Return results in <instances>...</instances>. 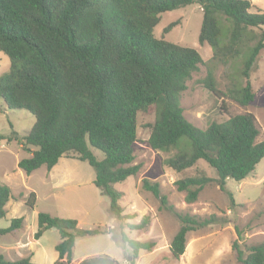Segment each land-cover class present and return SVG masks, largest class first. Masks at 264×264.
<instances>
[{
    "label": "trees",
    "instance_id": "16d2710c",
    "mask_svg": "<svg viewBox=\"0 0 264 264\" xmlns=\"http://www.w3.org/2000/svg\"><path fill=\"white\" fill-rule=\"evenodd\" d=\"M193 3L202 11L198 43L212 48V59L228 61L245 54L240 73L247 78L264 48V10L251 0H0V51L10 59L8 71L0 75V98L8 109H25L35 118L23 137V144L35 149L26 148L30 155L20 159L18 167L26 174L40 166L50 170L60 157L76 153L77 159L92 166L93 183L108 197L113 217L130 219L135 214L123 212L118 203L122 192L113 184L138 171L140 165L131 164L137 113L154 107L147 141L155 150H175L165 164L181 171L204 160L217 175L176 180L186 201H194L212 181L233 201L225 180H242L264 156L256 119L251 112L238 113L205 128L188 121L180 97L203 60L196 48L153 34L160 13ZM249 41L254 43L249 45ZM202 83L219 93L210 71ZM225 95L242 106L254 99L248 81L234 84ZM183 139L187 142L181 147ZM93 149L103 156L99 159ZM141 186L179 222L169 244L173 258L183 254L188 231L218 221L214 214L197 217L176 210L157 182L144 178ZM11 197L9 186L0 184V218ZM35 201V193L29 192L25 204L33 208ZM22 221V217L12 219L0 233L21 227ZM146 223L144 218L127 226L142 228ZM50 228L60 236L53 264H72L76 237L105 234L110 229L106 225L80 228L76 219L38 212L33 237L38 239ZM122 228L120 239L134 258L139 250L154 246L153 241L129 238ZM233 248L240 264H264V241L245 250L234 243ZM0 264H30V257L7 260L0 254ZM77 264L120 263L102 253Z\"/></svg>",
    "mask_w": 264,
    "mask_h": 264
},
{
    "label": "rangeland",
    "instance_id": "374dc122",
    "mask_svg": "<svg viewBox=\"0 0 264 264\" xmlns=\"http://www.w3.org/2000/svg\"><path fill=\"white\" fill-rule=\"evenodd\" d=\"M252 3L264 10V0H252ZM201 20V7L193 3L160 13L159 22L153 29L157 38L196 48L203 60L181 94L184 116L194 125L205 128L212 121L221 122L232 115L251 112L260 130L258 140L264 139V48L245 78L240 73L245 54L228 61L212 59V48L198 43ZM170 23L174 25L165 31ZM262 29L264 34V25ZM253 43L248 42L249 45ZM9 66L10 59L0 51V75L8 71ZM208 71L219 93L212 92L202 83ZM246 81L251 84L254 99L242 106L225 94L234 84L244 85ZM154 116V107L137 113V139L133 144L134 159L131 164H139L140 167L134 175L113 184L115 189L122 192L118 203L123 212L135 214L130 219L119 221L110 212L108 197L93 183L92 166L77 159L76 153L60 157L50 170L40 166L26 174L18 167V161L30 155L26 148L35 149L34 146L23 144V137L35 118L25 109H8L0 98V184L9 186L12 195L6 203L4 217L0 218V229L7 228L12 219L22 217L24 229L17 231V235L24 242L33 240L26 234L31 228L36 230L38 212L76 219L80 228L108 226L110 235L76 237L72 264L102 253L116 258L120 264H240L233 248L234 243L245 250L248 245L264 241V156L242 180H225L224 187L231 193L233 201L226 191L212 181L201 189L194 201L188 202L185 191L177 189L176 180L200 174L211 178L217 175L204 160H198L181 171L167 166L164 161L175 150H155L147 141L150 132L147 124L153 122ZM186 142L183 139L180 146L184 147ZM92 151L99 159L103 156L96 149ZM144 178L157 182L160 192L176 210L197 217L214 214L218 218L216 223L186 233L184 252L179 258H173L169 251L179 222L172 213L160 209L158 200L142 188L141 180ZM31 191L36 195L33 208L25 204ZM144 218H147V223L142 228L131 229L127 226L138 224ZM121 225L129 238L153 241L155 244L152 249L139 250L134 258L131 248L120 239ZM59 239L57 229H48L39 240L46 250V258H37L32 264H53L57 258L54 246ZM15 243L11 232L0 233V254L8 257V260L21 259L25 249H9Z\"/></svg>",
    "mask_w": 264,
    "mask_h": 264
},
{
    "label": "crops",
    "instance_id": "0c3cea01",
    "mask_svg": "<svg viewBox=\"0 0 264 264\" xmlns=\"http://www.w3.org/2000/svg\"><path fill=\"white\" fill-rule=\"evenodd\" d=\"M252 1V0H251ZM56 166V164L53 166V167H55ZM52 167V168H53ZM51 168V169H52ZM6 208V207H5ZM20 229H24V224H23V221H22V225H21V227H19V228H17V229H14V230H12V231H10L11 233H12V235H13V237H14V240H16V243L14 244V245H12V246H10L9 247V249H11V250H16V249H25L24 250V253H23V255H22V257H26V256H29L30 257V264H32V262L35 260V259H37V258H39V259H45L46 258V250H45V248H44V246H43V244L41 243V242H39V240L43 237V235H44V233L48 230H45L43 233H42V235L38 238V239H35L34 237H33V233L35 232L34 230H32V228H31V230H30V232L28 233V234H26L27 236H29V237H31V238H33V240H28L27 239V241H23V239L20 237V235H17V231H19ZM8 233V232H7ZM106 235H110V233H106ZM26 236V237H27ZM59 241H60V239H59ZM58 241V242H59ZM75 242H76V240H75ZM55 255H56V253H55ZM3 257L5 258V259H9L8 257H6L5 255H3ZM21 257V258H22ZM15 258V257H14ZM80 260H82V259H79L78 261H77V263L80 261ZM54 263V262H53Z\"/></svg>",
    "mask_w": 264,
    "mask_h": 264
}]
</instances>
